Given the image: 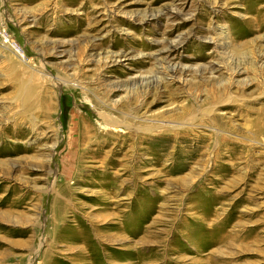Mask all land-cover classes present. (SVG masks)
Segmentation results:
<instances>
[{
	"label": "rangeland",
	"instance_id": "374dc122",
	"mask_svg": "<svg viewBox=\"0 0 264 264\" xmlns=\"http://www.w3.org/2000/svg\"><path fill=\"white\" fill-rule=\"evenodd\" d=\"M0 264H264V0H0Z\"/></svg>",
	"mask_w": 264,
	"mask_h": 264
},
{
	"label": "bare ground",
	"instance_id": "6f19581e",
	"mask_svg": "<svg viewBox=\"0 0 264 264\" xmlns=\"http://www.w3.org/2000/svg\"><path fill=\"white\" fill-rule=\"evenodd\" d=\"M26 86V85H25ZM29 87V86H28ZM30 94V90H28L27 88H25L24 87V84H21L20 86H19V89H18V94H17V98L18 99H21L22 100V98H27L28 97V95ZM24 99V100H25ZM34 102V101H33Z\"/></svg>",
	"mask_w": 264,
	"mask_h": 264
}]
</instances>
